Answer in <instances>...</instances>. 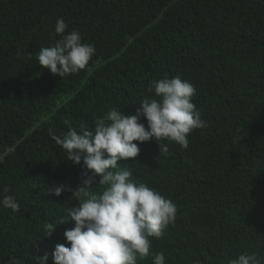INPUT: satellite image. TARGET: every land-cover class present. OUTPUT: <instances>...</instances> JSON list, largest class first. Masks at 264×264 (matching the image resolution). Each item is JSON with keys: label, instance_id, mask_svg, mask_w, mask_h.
<instances>
[{"label": "trees", "instance_id": "obj_1", "mask_svg": "<svg viewBox=\"0 0 264 264\" xmlns=\"http://www.w3.org/2000/svg\"><path fill=\"white\" fill-rule=\"evenodd\" d=\"M57 18L96 49L84 70L62 79L36 59L60 39ZM177 74L195 86L207 126L189 135L188 149L169 143L162 153L151 140L118 161L177 205L151 251L166 264H228L244 252L264 264V0H0V195L7 188L20 204L0 206V264H36L45 253L53 264L55 246H69L71 221L50 237L44 228L79 201L48 190L75 188L86 169L48 130L62 138L65 120L94 130L112 108L134 115L156 98L152 80Z\"/></svg>", "mask_w": 264, "mask_h": 264}, {"label": "clouds", "instance_id": "obj_2", "mask_svg": "<svg viewBox=\"0 0 264 264\" xmlns=\"http://www.w3.org/2000/svg\"><path fill=\"white\" fill-rule=\"evenodd\" d=\"M67 29L63 18H57L54 31L60 39L36 54L38 65L60 79L84 70L96 51L93 44L82 42L79 31ZM149 91H154L156 98L143 99L134 115L112 108L95 121L94 130L82 126L78 132L68 120L63 122L68 131L62 138L48 130L67 153L66 159L76 165L82 161L86 169L75 188L67 183L49 187V195L59 197L70 191L79 201L68 209L67 216L45 225L47 237L58 224L71 221L74 225L64 232L69 246L57 244L51 253L53 264H138L149 256L153 264H166L163 253L151 251L150 238H161L175 222L177 205L147 184L134 182L132 172L121 168L118 161L134 160L140 152L138 145L151 140L162 153L168 152L169 143L188 149L189 135L205 128L207 122L193 103L195 86L181 75L152 80ZM142 118L147 126L140 123ZM94 185L103 186L102 192L92 193ZM3 192L0 206L18 212L16 198L7 194V188ZM48 259L45 253L38 256L36 264H47ZM228 264H261V260L256 252H244Z\"/></svg>", "mask_w": 264, "mask_h": 264}]
</instances>
